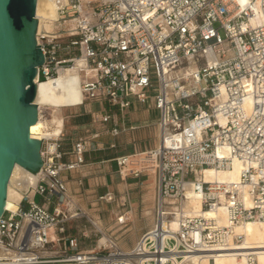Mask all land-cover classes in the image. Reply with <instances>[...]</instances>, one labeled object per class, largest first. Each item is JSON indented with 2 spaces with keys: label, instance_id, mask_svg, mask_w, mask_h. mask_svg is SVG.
Returning a JSON list of instances; mask_svg holds the SVG:
<instances>
[{
  "label": "built area",
  "instance_id": "1",
  "mask_svg": "<svg viewBox=\"0 0 264 264\" xmlns=\"http://www.w3.org/2000/svg\"><path fill=\"white\" fill-rule=\"evenodd\" d=\"M56 2L55 30L42 25L36 33L41 79L83 58V98L76 105L122 111L131 99L152 101L157 143L113 160L121 177L153 175V219L127 249L113 238L81 248L87 234L66 229L79 212L65 207L72 199L63 173L83 163L90 144L78 137L74 160H65L61 130L41 139L32 195L24 192L15 211L4 208L0 264H202L204 258L212 264L213 252L242 239L235 225L264 219V0ZM89 114L110 135L124 130L108 109ZM234 159L243 165L237 182L203 178L204 169L229 168ZM188 186L199 193L201 208L221 206L227 223L187 214ZM103 197L114 198L111 191ZM253 260L249 254L243 264Z\"/></svg>",
  "mask_w": 264,
  "mask_h": 264
},
{
  "label": "rangeland",
  "instance_id": "2",
  "mask_svg": "<svg viewBox=\"0 0 264 264\" xmlns=\"http://www.w3.org/2000/svg\"><path fill=\"white\" fill-rule=\"evenodd\" d=\"M50 21L51 20H46L42 22V25H44L47 30L54 31L55 23H50ZM64 40L67 41V38H64ZM89 103L90 101H86L85 106L87 110H89ZM131 105L132 104L124 109V117L123 112L117 110V107H110L111 109H109L108 106L106 107L105 104H103V108L111 111V121H115L117 125L120 124L123 119H125L126 116L130 114V112L137 115L136 117H138V114L140 112L147 113V121H142V127L137 128L134 131V134L138 137L135 139L138 142L141 141V147L143 148V150L149 149L151 148L150 146L155 145V142L157 143L158 129L154 121L156 120V110L154 109L152 101L150 99L145 102L134 101L133 105ZM134 105L136 106V108L134 107ZM100 108L101 107H98L97 109L92 108L90 111L97 112L101 110ZM125 110L129 111V113L125 112ZM43 113L45 115V118H47V116L49 118L51 111L49 109H43ZM56 115L61 117L62 119L61 130L63 134L61 136V147L65 151V160H74L73 151L78 143L77 138L80 136H87L85 140H87L90 144V148L86 150L87 160L94 158V156L98 154L96 153L99 151L98 148H94L99 145L98 143H102L100 144L102 145V148L99 149H101L100 151H103L104 153H110L114 150L120 154L122 152L127 153L131 151V145L129 144V141L124 137H120L119 142H115L116 147L108 146V141H111L109 133L104 129H101L98 124H92L91 120L89 119L88 112H85L84 110V105L61 107L60 111L56 113ZM77 118L82 119V128H80V132L78 131V128L73 125L74 123H72V120ZM111 121L106 124L107 127L112 126ZM94 131H97L98 135L95 138L88 140L91 137L90 134H92V132ZM95 139H97L98 141H95ZM115 140L118 141V139ZM65 156L67 159L65 158ZM84 160L86 159L84 158L83 161ZM109 163L111 164L112 161ZM77 167L66 170L63 173L67 182L68 193L72 199V202L68 203L65 207H67L71 211L72 209H78L79 212L78 217L72 218L67 222V231L77 236H79L81 230L87 234V236H81L79 238L80 247L83 249L102 246L103 244L98 245V239L101 237L102 233H100L97 230V227L92 224L94 223L93 220H95L97 225L99 226L98 228L101 229L102 232H105L106 235L109 236V238L115 239L117 244H119L122 248L126 249L131 247V245L134 244L138 238L139 228L143 227L144 230L150 224V219L146 217L149 214L150 209L148 206H145V203L149 202L150 198L152 197L154 199L155 183L153 175L150 172L143 174V216L135 218L134 215L130 218H126L125 223L118 224L116 221L117 216L119 214H122L123 211L118 214L116 213L125 207L122 206L120 197L125 192H127V188H131V183L134 179L133 176L130 174L125 176L120 182H122L123 185L127 186H125L122 190L118 188H115V191L110 190L114 198L110 201H106L103 196L107 189H105L104 187H106V184L109 183L112 179L110 178V175L119 177V179H121L117 168L116 170H114V166H112L111 164L106 168L105 173L99 174L96 172H91L90 168H87V166H84L83 168L79 167V169ZM78 178L81 179L80 183L77 182ZM149 187H151V189ZM149 195H151V197ZM137 196L138 195H136L135 197L141 199V195L139 197ZM34 200L40 201L41 197L39 195H36L34 197ZM151 204H154V201ZM151 207V209L153 210V206ZM126 210H128V208ZM124 217L125 216H123L122 218L124 219Z\"/></svg>",
  "mask_w": 264,
  "mask_h": 264
},
{
  "label": "water",
  "instance_id": "3",
  "mask_svg": "<svg viewBox=\"0 0 264 264\" xmlns=\"http://www.w3.org/2000/svg\"><path fill=\"white\" fill-rule=\"evenodd\" d=\"M36 2L0 0V217L21 197L8 185L13 166L35 173L42 164L36 103L47 102L38 68L44 54L36 38Z\"/></svg>",
  "mask_w": 264,
  "mask_h": 264
},
{
  "label": "bare ground",
  "instance_id": "4",
  "mask_svg": "<svg viewBox=\"0 0 264 264\" xmlns=\"http://www.w3.org/2000/svg\"><path fill=\"white\" fill-rule=\"evenodd\" d=\"M60 1L62 3L66 2V0ZM58 6L59 4L56 0H37L35 14L38 19V29L41 28L43 20H53L58 17ZM82 6L83 4H81V7ZM83 65V58H77L70 67H61L57 76L54 78L42 79L47 104L36 103L38 111L37 124L39 129L37 138H56L60 134L62 128V119L57 116L56 113L60 111L61 107H70L81 102L83 98L81 79L83 78L82 74H85V72L81 71ZM90 73L91 71H88V74ZM43 109H49L51 111L49 118L48 116L47 118L44 117ZM242 166L240 161L234 159L232 161V166L229 168L204 169L203 178L206 181L218 180L237 182ZM37 177V172L32 173L16 163L11 171L8 185L19 192L22 197V194L28 192L30 187L35 184ZM149 188L151 189V187ZM186 191L188 197L186 202L187 214L191 216L201 215L204 217H213L221 224L227 223L225 211L221 206H217L214 209H203L201 208L199 193L193 191L190 186L187 187ZM32 193L33 191L31 190L28 194L31 196ZM151 195L149 196L151 197ZM21 197L15 204L6 209L15 211ZM153 201L154 199L152 197L149 202L145 203V206H148L150 209V211L148 210L149 214H146L147 216L145 215L150 219V222H152L153 219V210L151 209V206H153L151 203ZM122 217L121 219H123ZM116 221L120 224L117 219ZM92 224L98 228L96 221ZM176 225L175 222L172 223L173 228H175ZM234 232L240 234L242 239L235 242L233 246L219 248L220 250L213 252L212 264H243L249 254L254 255V260L250 264H264V219L247 220L241 224H237L234 226ZM101 237V239L99 238L100 240L98 239V245L110 243V238L105 232L102 233ZM201 263L208 264L205 258L202 259Z\"/></svg>",
  "mask_w": 264,
  "mask_h": 264
},
{
  "label": "crops",
  "instance_id": "5",
  "mask_svg": "<svg viewBox=\"0 0 264 264\" xmlns=\"http://www.w3.org/2000/svg\"><path fill=\"white\" fill-rule=\"evenodd\" d=\"M134 101H136V100L131 99V104L132 105H133ZM85 105H84V110H85V112H88V114H89V112H90V110L92 108H95V109H97L98 107H101L100 109L103 108V105L90 102L89 105H88L89 106V110H87ZM105 106L107 107L108 105L105 104ZM134 107L136 108L135 105H134ZM116 109L119 110L118 108H116ZM121 112H123V117H124V110H122ZM125 112L129 113V111H126V110H125ZM88 116H89V119H90V114ZM136 116L137 115H135V114L130 112V114H128V116H126V118L123 119V121L120 124H118V127H122L124 130L120 134H118L116 136H113V135L109 134L110 138H111V141H108V146L116 147V143L115 142H119V138L120 137H124V138H126V140L129 141V144L131 145V150L133 149V147H135V148H137L139 150H143V148L141 147L142 146L141 141L138 142L135 139V138H138V137L134 134V131L137 128L142 127V123H141L142 121H147L148 114L140 112L138 114V117H136ZM72 121H73L72 123H74L73 125H75L78 128V131L80 132V128H82L81 127L82 119L77 118V119H73ZM137 121H139V122H137ZM154 121L156 123V120H154ZM130 127H133V128H130ZM115 139H118V141H116ZM96 140L97 139H95V141ZM98 144L99 145H97V147H94V148H98L99 151L96 152L98 154L96 156H94V158H92L90 160H87V158H86L87 151H85L84 152V158L86 160H84L83 163H81L78 166L81 167V168H83L84 166H87V168H90L91 172H96V173H99V174L105 173L106 168L109 167L111 164H112V166H114V170H116L117 166H116L113 158L116 155L120 154V153H117L115 150L111 151L110 153H104L103 151H100L101 149H99V148H102L101 147L102 145H100L102 143H98ZM155 144H156V142H155ZM152 146H150V147H152ZM122 153H125V152H122ZM65 158H66V156H65ZM111 161H112V163L110 164L109 162H111ZM79 167H77V168L79 169ZM110 178H112V179L110 180L109 183L106 184V187H104L105 189H107L106 191H110V190H114L115 191V188H118V189L122 190V189H124L125 186H127V185H123L122 182H120L124 177H121V179H119V177H114L113 175H110ZM133 178L134 179H133V181L131 183V188L130 189L127 188V192H125L120 197V202H121L122 206H125V207L122 208L121 210H119L116 213V214H118L121 211H123L125 216H126V218H130L131 216H134V215H135V218L143 216V175H141L140 177H133ZM77 182L80 183L81 179L78 178ZM66 185H67V182H66ZM136 195H138L137 197H139L141 195V199L136 198L135 197ZM127 208H128V210H126ZM142 231H143V227L139 228L138 236L142 233ZM102 237H100V239ZM99 240H98V243H99Z\"/></svg>",
  "mask_w": 264,
  "mask_h": 264
}]
</instances>
